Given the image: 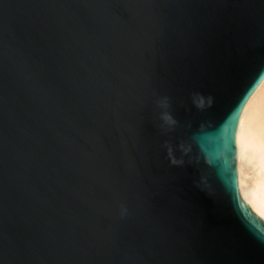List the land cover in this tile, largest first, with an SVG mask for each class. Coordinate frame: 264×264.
<instances>
[{
    "label": "water",
    "instance_id": "water-1",
    "mask_svg": "<svg viewBox=\"0 0 264 264\" xmlns=\"http://www.w3.org/2000/svg\"><path fill=\"white\" fill-rule=\"evenodd\" d=\"M263 79L264 0H0V264H264L221 139Z\"/></svg>",
    "mask_w": 264,
    "mask_h": 264
},
{
    "label": "bare ground",
    "instance_id": "bare-ground-1",
    "mask_svg": "<svg viewBox=\"0 0 264 264\" xmlns=\"http://www.w3.org/2000/svg\"><path fill=\"white\" fill-rule=\"evenodd\" d=\"M256 88L240 114L236 133L238 180L243 199L264 219V197L257 185L264 179V89ZM241 178L243 190H241ZM245 193H248L245 195Z\"/></svg>",
    "mask_w": 264,
    "mask_h": 264
},
{
    "label": "snow or ice",
    "instance_id": "snow-or-ice-1",
    "mask_svg": "<svg viewBox=\"0 0 264 264\" xmlns=\"http://www.w3.org/2000/svg\"><path fill=\"white\" fill-rule=\"evenodd\" d=\"M251 87L252 86H250L248 93L241 97L240 102L237 106V111L234 113L232 119L226 121L222 125L221 139H222V143H223V153L224 154H226L228 152V150L231 146L233 134H234V121L239 118V115H238L239 109L243 107L244 101L247 99V96L250 95ZM224 164H225V170H226V168H227V160L226 159L224 161ZM239 207H240V211L242 214L248 212L247 205L243 204V202H239ZM248 215L250 216L251 214L248 213ZM252 221H255L256 224H259V221H256L255 217H252ZM261 231L264 232V226H261Z\"/></svg>",
    "mask_w": 264,
    "mask_h": 264
},
{
    "label": "clouds",
    "instance_id": "clouds-1",
    "mask_svg": "<svg viewBox=\"0 0 264 264\" xmlns=\"http://www.w3.org/2000/svg\"><path fill=\"white\" fill-rule=\"evenodd\" d=\"M261 88L264 89V84L261 85ZM160 104L161 107H167V103H166V99L165 100H161L158 102ZM160 119L162 121H164L165 123L167 124H174L175 121L173 120V118L166 112L164 113H161L160 115ZM166 147V155L169 159V162L172 164V165H181L183 163L182 160L180 159H177L174 154H173V149L171 146L169 145H165ZM186 151V149H185ZM240 184H241V190H243L242 186H243V179L241 178V181H240ZM257 194L261 197H264V179H262L258 185H257ZM248 193H245V195H247Z\"/></svg>",
    "mask_w": 264,
    "mask_h": 264
}]
</instances>
